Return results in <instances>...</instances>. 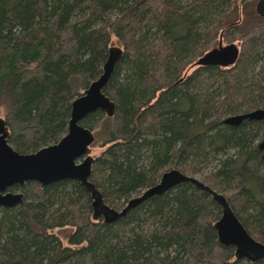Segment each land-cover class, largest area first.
<instances>
[{
    "label": "trees",
    "instance_id": "obj_1",
    "mask_svg": "<svg viewBox=\"0 0 264 264\" xmlns=\"http://www.w3.org/2000/svg\"><path fill=\"white\" fill-rule=\"evenodd\" d=\"M226 4L227 0H0V113L4 112L10 132L8 142L20 153L56 143L67 131L71 101L101 74L108 48L116 46L111 45L114 40L122 55L103 88L115 104L114 113L106 116L96 110L80 121L103 147L92 164L90 181L107 205L122 208L165 170L182 169L185 159L196 161L204 147L220 150L239 142L247 148L255 130L205 122L189 89L200 74L220 75L231 84L235 66L199 67L185 77L181 75L187 64H175L196 39L195 24L211 13L218 15ZM242 32L244 46L252 36L264 34V19L258 16ZM241 149L246 153L229 160L219 173L237 180L236 192L263 208L264 198L255 199L258 195L252 191L258 186L256 175L249 174L255 173L258 156ZM243 153L247 159L241 162ZM68 182L74 184L81 203L68 207L61 222L78 232L82 229L85 245L76 251L60 249L58 241L44 235L41 220L52 196ZM183 184L192 187L186 202L162 231L125 244H93L97 232L107 234L113 225L129 222L139 212L156 214L169 193ZM173 189L149 197L112 224L92 219L91 199L79 182L61 180L43 187L28 182L22 188L24 201L16 207L26 233L19 239L0 236V264H78L87 253L99 260L97 264H169L170 255L162 253L172 244L189 249L188 257L174 264H252L233 260V247L217 242L212 224L220 208L207 194L189 182ZM263 218L259 229L264 228ZM51 245L56 255H51ZM228 252L230 257H225ZM253 264H264V259Z\"/></svg>",
    "mask_w": 264,
    "mask_h": 264
},
{
    "label": "rangeland",
    "instance_id": "obj_2",
    "mask_svg": "<svg viewBox=\"0 0 264 264\" xmlns=\"http://www.w3.org/2000/svg\"><path fill=\"white\" fill-rule=\"evenodd\" d=\"M257 1L227 0V4L225 7L223 6L218 15L211 13L201 21L199 20V16H197L198 20L196 21L200 22L195 24L196 39L193 40V43L191 42L189 49L179 56V59L175 60V64L178 66L183 63L188 66H186L187 68L181 76L186 77L192 70L199 67H206L196 66L194 63L203 53L211 48L217 47L218 45L224 46L229 43H235L240 48L243 42L241 36L243 34L242 31L258 21L259 15H257L255 9ZM196 15L194 13L191 16ZM111 45L117 46L114 40ZM234 73V81L231 84L225 82L224 78L220 75L200 74L195 80V83H193L195 86L189 88L191 93L193 92L192 95L196 96L197 113L200 115L202 113L205 122H221L229 116L264 108V34L252 36L248 39L247 44L242 46L235 62ZM0 117L4 118V112L0 113ZM258 137L255 135L253 138L255 144L258 141ZM238 143H228L220 150L216 148L208 151L204 147L202 149L203 151L205 150L204 152L202 151L203 155L201 154L197 157L196 161L193 162L185 159L180 164L182 169L180 167L173 168L197 179L213 191L229 197L237 190V180L223 176L219 173V170L224 168L229 160L234 159L241 153L243 151L241 148L247 149L246 147H241ZM245 143L247 142H245L244 138L242 144L244 145ZM248 143L252 142L248 141ZM102 149L103 147L99 143L93 142L90 145V155L96 157ZM260 173L261 170L255 172L256 175H260ZM73 186L74 184L72 182H68L64 189L52 196L51 206L45 211L41 220L46 225L44 235L58 241L60 243V249L65 248L76 251L85 245V240H81L82 229L78 232L75 226L65 225L61 222L62 215L67 213L68 207L80 206L81 199L74 191L75 187L73 188ZM191 188L189 185L183 184L180 188L181 190L173 189L169 193L166 205L159 212H156V214L147 215L142 211L136 215V218H133L129 222L125 220L121 224L113 225L112 230L107 234H102L103 231L97 232V239L93 244L95 246L112 243L125 244L131 238H146L149 232H154L155 230L162 231L167 225L168 218L175 215L177 208L186 202V195L190 193ZM232 198L239 205V215L243 222L252 228L253 233L261 235V230L258 231L259 219L264 217V207L259 208L256 204L249 203L244 195H240L237 192L233 194ZM18 206L0 207V236L3 240L7 237L19 239L26 233L27 229L24 225L23 215L16 208ZM4 208L10 209L4 210ZM51 220L52 222L49 223ZM94 221H102V218ZM204 232L207 234L208 229L205 228ZM49 243L53 245L55 242ZM55 247L58 250V246ZM53 249L52 246L50 253H53L51 255H56L58 252ZM232 251L234 252V247ZM166 253L170 255L169 264H174L185 260L189 255V249L186 246L177 248V246L172 244L166 250H163L162 255ZM227 256L230 257L229 252L225 257ZM227 260H230V258ZM60 261L67 263L68 260ZM71 261H76V259H71ZM79 261L77 262L78 264L99 263L97 259L93 261L89 253L82 256L81 259L79 258Z\"/></svg>",
    "mask_w": 264,
    "mask_h": 264
},
{
    "label": "water",
    "instance_id": "obj_3",
    "mask_svg": "<svg viewBox=\"0 0 264 264\" xmlns=\"http://www.w3.org/2000/svg\"><path fill=\"white\" fill-rule=\"evenodd\" d=\"M255 9L257 15L264 17V0H258ZM238 52L235 43L218 45L203 53L194 64L227 67L234 64ZM121 55L122 50L118 46L108 48L101 74L89 83L81 95L71 101L67 131L56 143L43 146L31 153H18L9 144V130L5 119L0 117V207H13L21 202L20 192L7 190L16 185L34 181L43 187L61 180H73L79 182L89 194L92 219L102 218L103 223H111L149 197L161 195L182 182H190L206 191L220 207V217L213 224L219 244L234 247L235 259L243 258L255 262L264 258V244L254 240L244 230L230 209L225 196L178 169L171 168L162 172L154 185L128 199L120 209L110 207L104 202L100 191L90 181L92 164L95 160V157L90 155V145L95 137L90 129L80 124V121L96 110H100L106 116L113 115L115 104L103 92V88L108 83L114 65ZM246 117L264 119V110L257 109L251 113L229 116L224 122L237 124ZM259 147L263 149L264 158V139Z\"/></svg>",
    "mask_w": 264,
    "mask_h": 264
},
{
    "label": "flooded vegetation",
    "instance_id": "obj_4",
    "mask_svg": "<svg viewBox=\"0 0 264 264\" xmlns=\"http://www.w3.org/2000/svg\"><path fill=\"white\" fill-rule=\"evenodd\" d=\"M259 18H262V19H264V17H262V16H259ZM238 49H239V51L242 49V45H240V48L238 47ZM236 62V61H235ZM235 62H234V64H232V65H229V66H227L226 68H234V66H235ZM214 67H219V66H214ZM220 68H225V67H220ZM255 110H257V109H255ZM260 110H264V108H260ZM252 112V111H251ZM251 112H245V113H242V114H246V113H251ZM241 114V115H242ZM220 124L221 125H225V126H227V127H230V128H239V127H244V130L246 131H248V132H250V131H254L255 133H257V134H255V135H257V137H258V141H257V143L255 144L254 142H253V138L255 137V135L252 137V139L249 141V142H252V143H249L248 144V146H247V148L248 149H251L253 152H255L256 154H257V156H258V159H259V162H258V164H257V166L254 168L255 170H254V172H257V171H260L261 170V173H260V175H256L255 173H253V172H251V171H249L250 173L249 174H251V175H253V176H255L256 178H257V183H258V186H256L255 188L253 187L252 188V191L253 190H255V191H253V194H254V196L255 195H258V197H256L255 199H263L264 198V193H263V191H264V185L262 184L263 183V180H264V158H263V149L262 148H260L259 147V144L263 141V139H264V119L263 118H254V117H246V118H244V119H242L240 122H238L237 124H230V123H227V122H224V121H221L220 122ZM9 130V129H8ZM10 133V132H9ZM10 144V143H9ZM13 148V147H12ZM14 149V148H13ZM15 150V149H14ZM17 151V150H16ZM18 152V151H17ZM243 152H245L246 153V151H243ZM18 153H20V152H18ZM31 153V152H30ZM245 153H243V157H242V161L241 162H243V161H246V159H247V155H244ZM22 154H25V153H22ZM239 155H241L240 153L237 155L238 157H239ZM237 156H236V158H237ZM240 158V157H239ZM254 178V177H253ZM238 179V178H237ZM255 179V178H254ZM256 180V179H255ZM28 182H34V181H27V182H25V183H23L22 185H16V187H12V188H10V189H7V190H11L12 192H20L21 194H22V200H21V202L19 203V204H16V205H22V203H23V201H24V197H25V195L22 193V188H23V186L26 184V183H28ZM37 183V182H36ZM190 183V182H189ZM39 186H41L39 183H37ZM181 184V183H180ZM179 185V184H178ZM193 185V184H192ZM194 187H196L197 189H199V190H201L202 192H204L205 194H207L208 196H209V194L206 192V191H204L203 189H201V188H198L197 186H195V185H193ZM42 187V186H41ZM260 189H259V188ZM259 189V190H258ZM261 192V194H259L260 192ZM167 192V191H166ZM165 192V193H166ZM234 193H236V191L235 192H233L232 194H231V196H229V197H226L225 196V198H226V201H227V203H228V205H229V207H230V209L232 210V212H233V214L235 215V217L238 219V221L240 222V224L242 225V227L244 228V230L249 234V236H251L254 240H256V241H258V242H260V243H262V244H264V232L262 233V235H256L255 233H253L252 232V228L251 227H248L244 222H243V220H242V218L240 217V215H239V211H240V209H239V205L237 204V202L235 201V199H233L232 198V196H233V194ZM237 193H239V192H237ZM244 193H242V195H243ZM241 195V194H240ZM261 195V196H260ZM210 199H211V196H210ZM211 201L212 202H214L212 199H211ZM234 201V202H233ZM261 201V200H260ZM143 202V201H142ZM215 203V202H214ZM216 204V203H215ZM139 205V204H138ZM137 205V206H138ZM217 205V204H216ZM136 206V207H137ZM218 206V205H217ZM219 207V206H218ZM135 208V207H134ZM220 208V207H219ZM120 209V208H119ZM125 215V214H124ZM122 217V216H121ZM121 217H119V218H121ZM118 218V219H119ZM117 219V220H118ZM117 220H115L114 222H111V223H115ZM215 222V221H214ZM214 222H213V224H214ZM213 224H212V227H213ZM213 230H214V232H215V235H216V238H217V233H216V230L214 229V227H213ZM260 230H264V228H260L258 231H260ZM217 242H218V238H217ZM219 243V242H218ZM221 245V244H220ZM223 246V245H222ZM230 246V245H229ZM240 259V258H239ZM243 259V258H242ZM262 259H264V258H261V259H259V260H262ZM233 260H238V259H235V256H234V252H233ZM243 260H246V259H243ZM259 260H257V261H259ZM247 262H249V263H255V262H257V261H255V262H250V261H248V260H246Z\"/></svg>",
    "mask_w": 264,
    "mask_h": 264
}]
</instances>
